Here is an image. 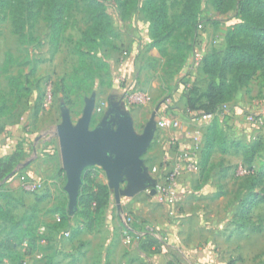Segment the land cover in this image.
I'll return each instance as SVG.
<instances>
[{
  "label": "rangeland",
  "instance_id": "rangeland-1",
  "mask_svg": "<svg viewBox=\"0 0 264 264\" xmlns=\"http://www.w3.org/2000/svg\"><path fill=\"white\" fill-rule=\"evenodd\" d=\"M184 2L159 0L168 27L161 26L158 33L165 35L153 40L152 21L140 10L141 2L128 7L121 0H104L113 34L105 41L95 37L97 45L79 43L89 24L82 3L56 17L61 25L57 30L46 6L21 0L9 8L0 2V130L21 123L27 135L18 147L26 143V156H37L36 165L42 172L38 179L44 185L60 165L55 128L61 122V106L69 110L75 124L86 101L94 99L90 126L100 123L101 115L112 103L122 100L121 89L126 79L119 75V67L128 58L143 63L144 69L151 68L162 89L146 106L133 102L119 104V109L135 117L138 133L157 103L166 100L169 90L188 79V72L197 82V94L203 95L208 78L202 61L195 64L196 55L203 59L211 51H222L226 30L238 20L237 0H229L223 11L216 10L210 0H195L196 22L188 29L175 23ZM196 24L201 28L195 27ZM236 102L247 108L237 115L228 112L225 130L215 127L212 121L205 128L207 132V127L213 125L208 137L217 142L222 156L227 155L223 160L215 156L209 169L200 166L191 182L198 191L203 187L199 178L210 177L206 179L207 191L201 195L206 208L191 204V198L186 199V208L192 211L189 213L197 214V221L205 220L221 227L224 240L213 244V250L221 253L220 264H264V75L261 71L252 77ZM155 141L150 142L142 158L150 152L158 158L160 150ZM24 160L25 156L17 157L13 167L19 176L13 174L12 180L10 177L0 181V264H99L108 244L114 246L123 242L126 235L146 230L152 219L166 222L172 213L184 212L177 203L169 204L156 193L151 194L149 187L137 190L124 181L115 188L100 167L90 166L85 168L89 178L81 181V192L78 191L76 205L71 210L64 192L62 209L67 210L68 218L73 217L65 230L66 225H53L40 216V212L48 214L50 210L46 208L50 201L34 203L35 197L45 191L44 185L29 192L17 181L27 171L19 168ZM152 162L158 164L155 159ZM238 164L250 168L252 174L237 177ZM144 165L150 171L152 164ZM19 191L28 194L30 202H25ZM94 192L103 201L98 212L86 205L87 197ZM40 226L48 227L43 235L38 234ZM65 231L70 232L68 236Z\"/></svg>",
  "mask_w": 264,
  "mask_h": 264
},
{
  "label": "crops",
  "instance_id": "crops-1",
  "mask_svg": "<svg viewBox=\"0 0 264 264\" xmlns=\"http://www.w3.org/2000/svg\"><path fill=\"white\" fill-rule=\"evenodd\" d=\"M142 64L143 63L140 61L132 62L129 58L120 64L119 75L125 77L126 85L123 89H121L122 100H116L111 106V108H114L116 111H122L131 117L133 129L137 134H141L142 132H137L135 117L129 112L119 109V104H123V102L125 104L130 103L129 93L133 89H140L146 93L149 92L151 94L150 95L148 93L150 95V101L157 98L162 93L157 74H154L151 68L144 69ZM187 72L188 71L186 70V73ZM188 73V79L186 81H181L180 85L170 89L166 100H160L157 103L142 128L143 131L145 125L153 115L155 124L153 139L155 137L156 141L154 139L151 143L155 141L160 151L158 153V158L156 156L157 159L151 152L142 159L144 164H152L150 165V168H159V173H163L169 168L176 153H178L182 148L190 146L192 137L196 134V132L199 133L203 141L207 134L205 131L206 125L199 124L196 119L198 114L203 113L201 109H198V104L204 102V95L197 94V82L192 77L191 73ZM189 83H194L195 88V91L192 94V102L194 104L193 108H189L187 105L186 86ZM245 87L246 86L240 88L233 95L230 101L221 105L220 110L217 111L212 120V124L215 125V127H221L225 130L224 123L225 119H227L226 116L229 114L237 115L246 110L247 107H244L243 103L236 102V100L241 97L242 90L245 89ZM102 102L105 101L103 100ZM149 102L141 104V106H146ZM114 112L115 111H112L111 116H115ZM106 113L107 111L104 112L100 118L103 119ZM173 119L179 121L180 127L178 129L171 128L169 124H167L166 127L158 126V122L160 120H165L169 123V121ZM140 120L142 119H138V121ZM229 121L230 120H228V123ZM0 131V158L11 155L12 153H16L18 157L25 156V160L20 163L19 168L22 170L27 169L26 173H23V175L38 179V174L41 175L42 172L36 165L37 156H26V143H21L23 146L21 148L18 147L20 142H22L23 137L25 138L27 135L22 129L21 123L19 122L15 123V125L13 124L4 127ZM211 147V152L208 153L206 157L204 156L206 149L203 151H201V149L196 156L198 165L199 167L202 166V169H209L212 166V162L216 160L214 158L215 156H218L219 160H223V158L227 157L226 154L222 156V154L218 151L217 144H214ZM223 149H225L224 146ZM53 150L51 149V151ZM57 151L59 152L58 147ZM154 159L158 161V164H153L152 160ZM54 172L53 178L45 180V185L42 182V186L44 185L45 191L41 193L42 195H37L38 197H35L34 203H38V205H40L44 204L46 201H50L46 207L50 208L49 213L45 214L43 211L40 212V216L42 219L45 218L46 220L52 222L53 225H57L55 217L58 215V211L63 206L65 196V174L61 167V160L60 165L56 170H54ZM19 174L20 173H14L16 176H19ZM196 174L197 173L186 174L179 180V187L184 193L185 200L183 202L181 201L182 203H177V205L182 206L184 209L183 213H172L166 222L160 220L154 221L152 219V225L146 227V230L133 232L132 236L137 234L140 235L138 238L133 237V239L129 242L124 239L123 242L116 243L114 246L112 243L108 244V246L104 249V254L99 257V264H220L219 261L221 253L213 250V244H220L224 240L221 236V227L209 224L205 222V220L197 221V214L189 213L192 211L186 208L187 198H191V204H197V206H200V209L206 208L205 203H203L204 197H201V195L207 191L206 179L210 180V177L199 178L200 183H203V187L196 191L192 186L194 183H191ZM7 176L4 177V180H7L10 177V180H12L13 175L6 179ZM17 179L21 185L20 177ZM220 179H222V176ZM19 192L23 195L25 202H30V196H28V194L21 191ZM38 208H41V206ZM72 218V215H70L68 223L65 226V230L70 227ZM146 233H148L149 236L144 238ZM149 237L155 239L159 246L156 248L149 246ZM226 239L229 240V238ZM87 259L89 262H92L91 258L87 257ZM87 264L89 263L87 262Z\"/></svg>",
  "mask_w": 264,
  "mask_h": 264
},
{
  "label": "trees",
  "instance_id": "trees-1",
  "mask_svg": "<svg viewBox=\"0 0 264 264\" xmlns=\"http://www.w3.org/2000/svg\"><path fill=\"white\" fill-rule=\"evenodd\" d=\"M228 1L210 0L213 7L218 11H223ZM0 2L11 8L16 4H20L21 0H0ZM30 2L32 5L38 4L47 7V12L50 15L49 19L52 20L57 30L61 28V25L56 17H60L66 11L69 13L71 9L77 8L82 3L86 9L89 24L83 31V41L79 42L81 44L93 43L97 45L95 37L105 41L108 36L113 34V27L106 12L104 0H30ZM121 2L122 5L128 7L136 6L141 2L140 10L149 21H152V39L165 35V32L158 33L159 28L165 26V12H163L159 0H121ZM194 3L195 0H185L183 9L177 16L178 22L175 21L177 27L188 29L196 22L198 10L197 5H193ZM236 12L238 20L226 30L222 51L220 53L211 51L202 59V69L207 75L208 83L203 93L204 102L198 104V109L205 113H217L221 105L230 101L233 95L240 88L246 86L258 71H261L264 75V0H237ZM167 27L165 26L166 29ZM194 91V83H191L186 92L189 108L194 107L192 102ZM212 126L210 125L207 128L208 134H206L203 141L201 151L206 149L205 157L211 152V146L217 144L212 142V138L208 137L210 134L209 129ZM17 157L16 153H12L6 159H0V181L12 172ZM251 174L252 171L249 175ZM85 178H89L86 169L82 171L81 181H84ZM86 205L98 212L103 206V201L94 192L87 197ZM0 212H2L1 207ZM58 216L57 225L61 226L68 223L69 218L66 209L61 208L58 211ZM148 236V233H146L144 238ZM148 244L155 248L159 246L157 241L150 237Z\"/></svg>",
  "mask_w": 264,
  "mask_h": 264
},
{
  "label": "water",
  "instance_id": "water-1",
  "mask_svg": "<svg viewBox=\"0 0 264 264\" xmlns=\"http://www.w3.org/2000/svg\"><path fill=\"white\" fill-rule=\"evenodd\" d=\"M94 105V99L87 100L75 124L69 110L61 106V122L55 128L70 210L77 202L82 171L90 166L100 167L115 188L127 181L137 190L149 187L150 193H155L156 181L142 159L154 136L153 115L141 134L135 133L127 113L114 108L107 111L100 123L91 127ZM112 111L115 116H111ZM14 173L15 170L6 179Z\"/></svg>",
  "mask_w": 264,
  "mask_h": 264
},
{
  "label": "built area",
  "instance_id": "built-area-1",
  "mask_svg": "<svg viewBox=\"0 0 264 264\" xmlns=\"http://www.w3.org/2000/svg\"><path fill=\"white\" fill-rule=\"evenodd\" d=\"M201 28L199 24L197 26ZM202 61L200 55H196L195 64L199 65ZM191 83H189L186 87V92L189 89ZM129 100L135 104H145L150 101V95L140 89H133L129 93ZM216 113H200L197 115L196 119L201 125L209 124L213 118L215 117ZM167 124L171 126L173 129H178L180 127L179 121L176 119L170 120L169 123L165 120H160L158 122L159 127H166ZM203 146V140L199 133L192 137V142L190 146L182 148L178 153L175 154L173 158L172 164L169 168L163 172L159 173V168L152 167L150 168V175L155 179V193L156 195L163 201L173 204L179 203L184 198V193L179 187V180L182 176L186 174H194L197 173L199 170V165L197 162V154L200 152ZM251 170L246 167L245 165L238 164L235 170V174L237 177H245L250 174ZM21 187L29 192L37 191L42 186V181L33 177H27L25 175L20 176ZM55 221H59V216L56 215ZM46 232V228L44 226H40L38 228V234L43 235ZM69 231H65V235H69ZM140 235L134 236H125V240L127 242L131 241L133 237L138 238ZM26 241L24 244L26 245ZM125 264V263H120ZM177 264V263H174Z\"/></svg>",
  "mask_w": 264,
  "mask_h": 264
}]
</instances>
